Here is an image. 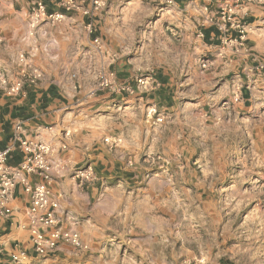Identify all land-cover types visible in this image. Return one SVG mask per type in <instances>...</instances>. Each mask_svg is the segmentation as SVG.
<instances>
[{
    "label": "rangeland",
    "instance_id": "1",
    "mask_svg": "<svg viewBox=\"0 0 264 264\" xmlns=\"http://www.w3.org/2000/svg\"><path fill=\"white\" fill-rule=\"evenodd\" d=\"M67 1L35 0L39 64L19 54L0 84L47 72L93 111L101 142L68 170L88 215L61 220L54 198L81 246L32 247L21 264H264V0ZM36 2L63 18L36 19Z\"/></svg>",
    "mask_w": 264,
    "mask_h": 264
},
{
    "label": "crops",
    "instance_id": "2",
    "mask_svg": "<svg viewBox=\"0 0 264 264\" xmlns=\"http://www.w3.org/2000/svg\"><path fill=\"white\" fill-rule=\"evenodd\" d=\"M34 2L35 0H0V80L7 69L11 70L12 61L21 53L31 52L33 63L36 66L39 64L40 56L36 50L40 47V42L32 39L30 48L26 43L30 34L39 35L40 32L39 26L34 28L31 24L30 10ZM44 2L50 11L60 9L57 8L59 4L54 3L55 0ZM173 2V8L184 10L190 4L199 5L202 0ZM205 2L208 6L214 3L212 0ZM95 9L99 11L100 7ZM212 28L209 40L215 44L222 36L215 27L209 29ZM85 43L88 45L87 40ZM73 96L63 88L62 83L52 81L47 72L44 73L43 80L37 84H26L18 95L11 96L0 84V150L10 145L13 127L17 124H21L28 133L50 143L54 165V181L51 186L54 198L60 204L58 217L61 220L88 215L89 198L68 170L88 158H96L94 146L101 142L95 119L91 118L93 111H89L84 103L75 104ZM79 98V102H82V98ZM65 146L67 149L63 148ZM20 161L21 155L15 151L10 164L17 165ZM65 166L68 169H64ZM30 180L37 182L39 179L33 176ZM12 207V217H0V247L5 252L0 261H4V264L10 262L8 258L15 244H20L29 252L33 247L30 231L21 228V225L30 224L27 215L29 198L22 187L17 189Z\"/></svg>",
    "mask_w": 264,
    "mask_h": 264
},
{
    "label": "built area",
    "instance_id": "3",
    "mask_svg": "<svg viewBox=\"0 0 264 264\" xmlns=\"http://www.w3.org/2000/svg\"><path fill=\"white\" fill-rule=\"evenodd\" d=\"M166 2L174 3L173 0H166ZM95 4L97 7L100 6L97 1ZM77 7L75 0H68L63 5L66 11L75 10ZM32 12L36 19L59 20L63 18V15L48 14L43 2H36ZM89 13V11L85 12L87 15ZM261 66L264 68L263 65ZM38 78L39 75L33 79L24 77V79H17L12 84L4 80L3 85L8 94L18 95L22 92L27 81L35 84ZM52 150V146L48 142L28 133L21 124L13 127L10 145L0 150V217L13 216L12 204L16 200V191L22 187L29 198L27 215L30 224L21 225V228L30 231L33 249L38 255H45L57 249L61 243L81 246L78 233L60 231L57 228L56 209L58 203L54 200L51 189L54 178V165L51 161ZM15 151L20 153L21 161L17 165H11L10 159ZM64 169H68V166H65ZM84 175L89 179L94 175L93 169L90 167ZM33 176L39 180L32 182L30 177ZM3 252L4 249L0 247V254ZM10 256L13 262L21 264L28 258V251L20 244H15Z\"/></svg>",
    "mask_w": 264,
    "mask_h": 264
},
{
    "label": "trees",
    "instance_id": "4",
    "mask_svg": "<svg viewBox=\"0 0 264 264\" xmlns=\"http://www.w3.org/2000/svg\"><path fill=\"white\" fill-rule=\"evenodd\" d=\"M213 31V28L212 29H207V30H205V39L206 40H209V35H210V33Z\"/></svg>",
    "mask_w": 264,
    "mask_h": 264
}]
</instances>
